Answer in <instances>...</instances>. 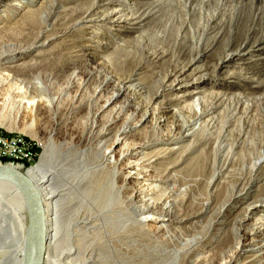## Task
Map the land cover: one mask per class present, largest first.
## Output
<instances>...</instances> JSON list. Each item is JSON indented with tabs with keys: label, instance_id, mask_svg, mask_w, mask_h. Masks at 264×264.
<instances>
[{
	"label": "bare ground",
	"instance_id": "obj_1",
	"mask_svg": "<svg viewBox=\"0 0 264 264\" xmlns=\"http://www.w3.org/2000/svg\"><path fill=\"white\" fill-rule=\"evenodd\" d=\"M85 1L0 0V43L6 44L0 72L46 89L51 78L42 80L40 66L98 60V41L92 39L99 29L112 30L104 26L111 23L140 34L136 41L115 44L101 70L113 68L117 59L125 65L147 53L160 63L156 67L168 69L165 79H173L169 84L160 79L155 98L176 90L186 92L178 97L182 103L195 101L183 107L188 115L181 122L157 115L150 87L134 79L142 69L136 64L118 79L117 90L94 117L92 134L99 117L109 116L108 127H117L115 134L112 128L100 134L97 148L61 153L45 139L37 142L40 159L26 170L27 163L19 164L28 161L25 157L0 156V166L24 173L37 189L47 238L41 264H264V184L252 191L264 182V149L257 141L264 137L257 125L246 128L250 116L256 118L252 101L236 95L232 102L226 93H206L202 87L222 80V87L261 88L263 82L253 75H264L258 57L264 52V0ZM88 36L95 45L79 46ZM204 58L212 63L198 65ZM246 63L249 72L239 69L221 78L222 69ZM194 66L199 76L186 82L182 77ZM76 74L73 66L70 75ZM6 77L9 83L12 78ZM114 78L106 75V81ZM4 87L0 127L6 131L1 133L19 132L36 143L37 133L4 120ZM73 89L69 85L64 95ZM263 95L257 103H263ZM122 98L125 102H119ZM38 103L52 104L43 97ZM168 109L164 103L160 113ZM109 141L111 146H103ZM202 179L205 191L198 190ZM126 189L131 192L123 193ZM247 200L252 203L245 206ZM27 229L24 196L0 181V264H24Z\"/></svg>",
	"mask_w": 264,
	"mask_h": 264
},
{
	"label": "rangeland",
	"instance_id": "obj_2",
	"mask_svg": "<svg viewBox=\"0 0 264 264\" xmlns=\"http://www.w3.org/2000/svg\"><path fill=\"white\" fill-rule=\"evenodd\" d=\"M41 1V0H38ZM91 0H86L85 2H90ZM129 4L133 5L139 0H126ZM120 3L110 7L109 11L117 9ZM130 5V6H131ZM111 21V20H110ZM106 29L98 30V37L95 39L98 41V47L95 51L101 58L97 59H89L91 62L86 64V61L83 59L82 61L76 62L73 64L70 61H63L58 64H47L45 66H40L42 69L41 78L46 82L47 78H51V84L46 89L40 85L38 88L33 89L31 86L27 84V82H22L21 78H16L14 73H9L8 71L3 70L0 72V86L5 84V90L2 91L4 99H8L7 105L1 106L4 108L3 116L4 120L7 123H11V125L18 129H29L39 135L38 140L36 141V157L34 163L29 161H19V164H26L27 166L22 170H26L28 167L34 165L42 154V148L39 144L46 140L50 141L51 144L55 147V149L61 153H68L70 150L77 151L78 153L82 152L84 149H88L90 151V147L95 149L100 144V134L102 132H107L106 130L112 128L114 130V134L116 132L117 127L115 125L108 127L109 124V116L99 117L97 119V127L94 128V133L92 134L93 121L96 113L101 112L103 106L107 99L115 93L118 88L117 82L121 77H125L131 68L136 64H141L142 69L138 72V76L134 79L140 83H144L150 87L149 95L151 98L150 106L152 108L157 107V115H163L166 119L176 120L178 122L182 121L183 118L188 115L186 109L183 110V107L186 104H191L195 101L194 99L187 100L185 103L181 102V98L178 97L183 96L185 93L180 91H165L163 95L159 98H155L154 94L158 86H160V79H165V74L167 73V68L162 69L161 67L155 64V62L150 61L147 58V53L144 55H140L137 59H129L128 63L124 65V60L119 61L117 59L113 65V68H108L107 71L101 70L104 66V63L108 56H110L113 52H115V44L120 43L121 41H136L139 38L140 32H130L127 28H120L117 26H112L111 23H106L104 25ZM90 36L87 37L86 40L79 43L81 45H95L93 42H90ZM21 42L20 39H15L14 43ZM23 42V41H22ZM171 41L167 42V45H170ZM97 45V44H96ZM131 47L139 49L138 44L132 43L128 44ZM153 46L158 49L161 45L154 44ZM6 50V44L0 43V51ZM129 50V49H128ZM175 55V54H174ZM173 52H170L167 58L172 57ZM264 63V52L258 56ZM24 61L29 60V57L23 59ZM205 62H211V59L204 58L202 63L198 65H202ZM212 63V62H211ZM249 63H246L243 66H238L237 68H224L221 71V78L227 77L230 72L238 71L239 69H243L246 72L250 71L251 66ZM76 66L77 74L75 76L70 75V69ZM4 66H1L0 69H3ZM195 66L187 71L186 74L182 77V79L189 81L194 76L196 71H193ZM98 69H100L98 71ZM172 69V67H171ZM32 70L30 68L26 69V73H30ZM159 71V74L153 75L152 72ZM226 72V73H224ZM110 73V74H108ZM7 75L11 76V81L9 83L6 77ZM106 75H113L115 78L113 81H106ZM199 76V75H198ZM259 81H262L263 84L261 88H248L246 87L237 88V87H222V80L209 81L208 84H205L203 89L206 90V93H214V92H223L228 95V97L232 98V102L236 101L235 96L241 95L244 97V100H251L250 104H252L251 110L255 111L256 118L253 119L252 116L249 118L248 124H246V128H249V125H257V131H259V135L264 137V101L263 103H257L255 100L260 95L264 94V75L256 74L253 75ZM111 77V76H110ZM14 79V80H13ZM168 84L173 82V79L170 80L165 79ZM7 83V84H6ZM73 84L76 89L70 90V96L67 98L64 93L67 91L68 86ZM98 90H101V93L96 94ZM4 92V93H3ZM192 92V91H190ZM264 96V95H263ZM44 98L46 100H51V107H40L39 100L40 98ZM155 98V99H154ZM124 98L119 99V102L123 101ZM81 101V106H80ZM125 102V100H124ZM229 102V100H228ZM166 103L170 106V109L166 110L163 113H160L163 104ZM118 104V103H117ZM230 104V103H229ZM187 106V105H186ZM173 110H181L184 114L180 112H176ZM221 112V110H220ZM219 114V112L217 113ZM226 113H220V116L224 117ZM255 116V114L253 115ZM138 118V116L136 117ZM258 120V121H257ZM119 125V124H118ZM117 125V126H118ZM17 126V127H16ZM1 132H5L6 130L0 127ZM8 132V131H7ZM10 133V132H9ZM19 133V132H15ZM20 134V133H19ZM92 134V135H91ZM22 135V134H21ZM22 137L26 139H31L28 136L22 135ZM138 142V140H136ZM257 141H261L260 147L264 149V138L262 140L261 137H257ZM39 144H38V143ZM111 142V143H110ZM113 141H109L103 146L109 147L111 146ZM39 151V152H38ZM75 155V159H79L77 154ZM89 160L92 158L88 157ZM94 159L92 160V162ZM15 166V165H14ZM242 166V162L234 165V168H240ZM208 176V174L206 175ZM205 176V177H206ZM191 180L196 179V177H191ZM264 182L255 183L252 191L255 193L258 190L260 191ZM111 186V184L109 183ZM122 182L120 180L117 181V187H121ZM204 180H201V183L198 184V190L205 191ZM258 191V192H259ZM128 194L131 192L130 189H126L123 193ZM205 193V192H204ZM252 203V200L245 201V206ZM261 213H258L257 218ZM27 221H28V209H27ZM232 225V224H231ZM217 260L213 262L215 264ZM240 260H236V263H239Z\"/></svg>",
	"mask_w": 264,
	"mask_h": 264
},
{
	"label": "water",
	"instance_id": "obj_3",
	"mask_svg": "<svg viewBox=\"0 0 264 264\" xmlns=\"http://www.w3.org/2000/svg\"><path fill=\"white\" fill-rule=\"evenodd\" d=\"M0 181L15 186L24 196L28 209V229L25 241L24 264H41L46 248V229L40 197L34 183L24 173L0 166ZM39 243L37 250L36 245Z\"/></svg>",
	"mask_w": 264,
	"mask_h": 264
},
{
	"label": "built area",
	"instance_id": "obj_4",
	"mask_svg": "<svg viewBox=\"0 0 264 264\" xmlns=\"http://www.w3.org/2000/svg\"><path fill=\"white\" fill-rule=\"evenodd\" d=\"M0 156L25 157L34 163L36 143L32 139L23 138L21 134L0 131Z\"/></svg>",
	"mask_w": 264,
	"mask_h": 264
},
{
	"label": "trees",
	"instance_id": "obj_5",
	"mask_svg": "<svg viewBox=\"0 0 264 264\" xmlns=\"http://www.w3.org/2000/svg\"><path fill=\"white\" fill-rule=\"evenodd\" d=\"M39 152V151H38Z\"/></svg>",
	"mask_w": 264,
	"mask_h": 264
}]
</instances>
